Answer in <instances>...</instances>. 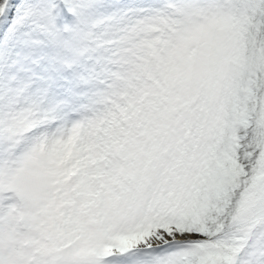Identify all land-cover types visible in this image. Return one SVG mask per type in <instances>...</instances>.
I'll return each mask as SVG.
<instances>
[{"label":"snow or ice","instance_id":"6c2138e0","mask_svg":"<svg viewBox=\"0 0 264 264\" xmlns=\"http://www.w3.org/2000/svg\"><path fill=\"white\" fill-rule=\"evenodd\" d=\"M0 264H264V0H0Z\"/></svg>","mask_w":264,"mask_h":264}]
</instances>
